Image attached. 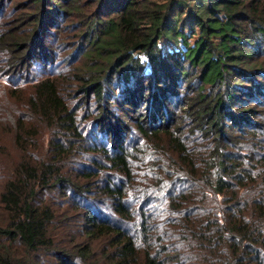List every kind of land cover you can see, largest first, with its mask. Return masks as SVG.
Masks as SVG:
<instances>
[{
    "label": "trees",
    "instance_id": "obj_1",
    "mask_svg": "<svg viewBox=\"0 0 264 264\" xmlns=\"http://www.w3.org/2000/svg\"><path fill=\"white\" fill-rule=\"evenodd\" d=\"M0 264H264V0H0Z\"/></svg>",
    "mask_w": 264,
    "mask_h": 264
},
{
    "label": "rangeland",
    "instance_id": "obj_2",
    "mask_svg": "<svg viewBox=\"0 0 264 264\" xmlns=\"http://www.w3.org/2000/svg\"><path fill=\"white\" fill-rule=\"evenodd\" d=\"M186 0H177L178 3H184Z\"/></svg>",
    "mask_w": 264,
    "mask_h": 264
}]
</instances>
